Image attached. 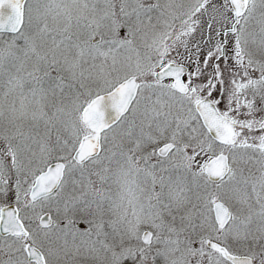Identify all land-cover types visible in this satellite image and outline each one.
<instances>
[{
	"label": "snow or ice",
	"instance_id": "snow-or-ice-1",
	"mask_svg": "<svg viewBox=\"0 0 264 264\" xmlns=\"http://www.w3.org/2000/svg\"><path fill=\"white\" fill-rule=\"evenodd\" d=\"M0 264H264V0H0Z\"/></svg>",
	"mask_w": 264,
	"mask_h": 264
}]
</instances>
